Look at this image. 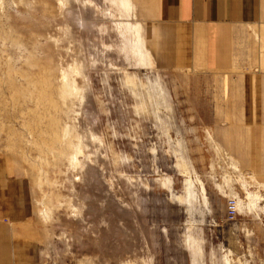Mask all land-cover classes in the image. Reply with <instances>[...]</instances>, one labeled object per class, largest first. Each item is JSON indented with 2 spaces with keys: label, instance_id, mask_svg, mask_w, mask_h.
Masks as SVG:
<instances>
[{
  "label": "rangeland",
  "instance_id": "374dc122",
  "mask_svg": "<svg viewBox=\"0 0 264 264\" xmlns=\"http://www.w3.org/2000/svg\"><path fill=\"white\" fill-rule=\"evenodd\" d=\"M154 9L0 0V173L42 264H264V117L243 107L242 55L159 68Z\"/></svg>",
  "mask_w": 264,
  "mask_h": 264
},
{
  "label": "crops",
  "instance_id": "0c3cea01",
  "mask_svg": "<svg viewBox=\"0 0 264 264\" xmlns=\"http://www.w3.org/2000/svg\"><path fill=\"white\" fill-rule=\"evenodd\" d=\"M150 23L145 31L161 69H224L241 54L243 107L250 118L264 117V0H155ZM255 26L259 68L252 65ZM224 84L227 92L226 77ZM14 192L0 173V264H42L41 244L25 227L27 201Z\"/></svg>",
  "mask_w": 264,
  "mask_h": 264
},
{
  "label": "bare ground",
  "instance_id": "6f19581e",
  "mask_svg": "<svg viewBox=\"0 0 264 264\" xmlns=\"http://www.w3.org/2000/svg\"><path fill=\"white\" fill-rule=\"evenodd\" d=\"M239 167V166H238ZM236 168V167H235ZM248 183V182H247ZM187 186H188V194H187V198H189V199H193V197H194V186H193V182H192V180L191 179H188L187 180ZM245 186V185H244ZM202 190H203V192H204V195H205V193H206V188H205V185L202 183ZM196 191V190H195ZM202 193V192H201ZM197 195V194H196ZM195 195V196H196ZM206 197V196H205ZM263 196L261 195V198H262ZM195 198V197H194ZM197 198V197H196ZM249 198H250V200H249V202H247L249 205H254L255 203H256V201L260 198V194H258V193H253V194H250V196H249ZM193 247V246H192ZM194 252H198V249L197 248H195L194 249Z\"/></svg>",
  "mask_w": 264,
  "mask_h": 264
}]
</instances>
